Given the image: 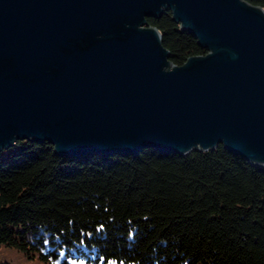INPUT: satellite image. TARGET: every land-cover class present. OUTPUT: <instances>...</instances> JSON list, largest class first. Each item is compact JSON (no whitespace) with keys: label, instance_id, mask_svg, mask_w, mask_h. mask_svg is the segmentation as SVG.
Returning a JSON list of instances; mask_svg holds the SVG:
<instances>
[{"label":"water","instance_id":"1","mask_svg":"<svg viewBox=\"0 0 264 264\" xmlns=\"http://www.w3.org/2000/svg\"><path fill=\"white\" fill-rule=\"evenodd\" d=\"M173 18L208 52L175 65ZM181 154L223 144L264 166V8L247 0H0V149Z\"/></svg>","mask_w":264,"mask_h":264},{"label":"trees","instance_id":"2","mask_svg":"<svg viewBox=\"0 0 264 264\" xmlns=\"http://www.w3.org/2000/svg\"><path fill=\"white\" fill-rule=\"evenodd\" d=\"M147 20L173 64L208 52L171 9ZM2 249L45 264H264V166L223 144L62 155L16 139L0 149Z\"/></svg>","mask_w":264,"mask_h":264},{"label":"rangeland","instance_id":"3","mask_svg":"<svg viewBox=\"0 0 264 264\" xmlns=\"http://www.w3.org/2000/svg\"><path fill=\"white\" fill-rule=\"evenodd\" d=\"M9 261L12 264H45L40 258H30L15 249H2L0 262ZM75 264H82L76 262ZM90 264V263H86Z\"/></svg>","mask_w":264,"mask_h":264}]
</instances>
